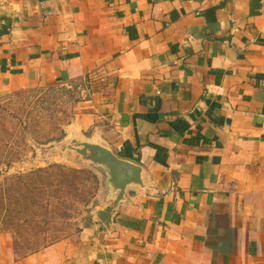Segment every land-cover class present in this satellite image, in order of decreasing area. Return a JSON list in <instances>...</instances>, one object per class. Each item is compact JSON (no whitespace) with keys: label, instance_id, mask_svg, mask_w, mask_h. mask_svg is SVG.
Instances as JSON below:
<instances>
[{"label":"crops","instance_id":"crops-1","mask_svg":"<svg viewBox=\"0 0 264 264\" xmlns=\"http://www.w3.org/2000/svg\"><path fill=\"white\" fill-rule=\"evenodd\" d=\"M70 86L66 135L142 186L105 232L108 190L74 238H0V264H264V0H0V97Z\"/></svg>","mask_w":264,"mask_h":264},{"label":"rangeland","instance_id":"rangeland-1","mask_svg":"<svg viewBox=\"0 0 264 264\" xmlns=\"http://www.w3.org/2000/svg\"><path fill=\"white\" fill-rule=\"evenodd\" d=\"M74 99L82 96L72 86L0 97V238L9 242L14 258L78 236L106 196L104 172L65 149L73 139L66 132L75 117ZM52 165L80 175L68 183H61L56 170L54 177L36 182L19 178ZM30 191L37 195L35 203L24 206L18 196Z\"/></svg>","mask_w":264,"mask_h":264},{"label":"water","instance_id":"water-1","mask_svg":"<svg viewBox=\"0 0 264 264\" xmlns=\"http://www.w3.org/2000/svg\"><path fill=\"white\" fill-rule=\"evenodd\" d=\"M65 149L74 152L86 164L101 169L106 176L107 190L115 194L111 205L95 213L101 231L105 232L112 212L124 200L126 188L142 186V169L140 166L118 158L108 148L78 137H73Z\"/></svg>","mask_w":264,"mask_h":264},{"label":"trees","instance_id":"trees-1","mask_svg":"<svg viewBox=\"0 0 264 264\" xmlns=\"http://www.w3.org/2000/svg\"><path fill=\"white\" fill-rule=\"evenodd\" d=\"M44 91L45 92L52 91V88L47 89V90H44ZM73 101L78 102V100H76V99H74ZM198 142H199V138H196V140L194 141V143L195 144H198ZM55 170L58 173H60V175L62 176L61 183H63V182L64 183H68L70 179L73 181V180H75L77 178L76 175H80L79 171L69 170L68 173H65L64 171L61 170V167L60 166H58V165H52V166H49L46 169H39V170H37V171H35L33 173H30V174H28L26 176H21L19 178H20V180L22 178H27V179H31V180H29L30 182H36L37 180L42 179V177H45V178L54 177L55 176V173H53L52 171H55ZM34 193H35L34 191H32V192L30 191L26 196H23L22 194L20 196H18L21 199L20 200L21 201V204H22V202H24V204H23L24 206L25 205H29V204H30L29 206H31V204L34 205L35 200H36V197H37V195L34 194ZM0 204H1V201H0ZM16 206H18V207L20 206V202H19L18 199H17V202H16ZM6 210L8 212V210H10V209L6 208L5 211ZM0 212H2V211H0Z\"/></svg>","mask_w":264,"mask_h":264},{"label":"built area","instance_id":"built-area-1","mask_svg":"<svg viewBox=\"0 0 264 264\" xmlns=\"http://www.w3.org/2000/svg\"><path fill=\"white\" fill-rule=\"evenodd\" d=\"M85 93L84 94H87V92L86 91H84ZM86 96H88V95H86Z\"/></svg>","mask_w":264,"mask_h":264}]
</instances>
